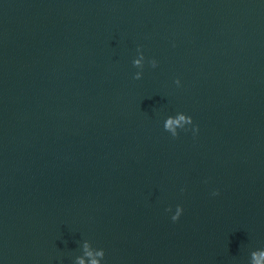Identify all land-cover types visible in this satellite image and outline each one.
I'll list each match as a JSON object with an SVG mask.
<instances>
[{
    "label": "water",
    "instance_id": "1",
    "mask_svg": "<svg viewBox=\"0 0 264 264\" xmlns=\"http://www.w3.org/2000/svg\"><path fill=\"white\" fill-rule=\"evenodd\" d=\"M0 264H264V0H0Z\"/></svg>",
    "mask_w": 264,
    "mask_h": 264
}]
</instances>
